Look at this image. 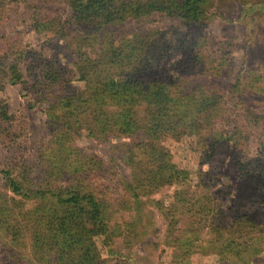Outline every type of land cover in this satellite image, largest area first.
Segmentation results:
<instances>
[{
	"label": "rangeland",
	"instance_id": "374dc122",
	"mask_svg": "<svg viewBox=\"0 0 264 264\" xmlns=\"http://www.w3.org/2000/svg\"><path fill=\"white\" fill-rule=\"evenodd\" d=\"M69 2L11 6L23 82L0 72V102L12 116L0 131V264H70L50 234L55 194L68 187L106 205L109 246L95 238V264H239L233 241L246 243V264H264V93L255 85L264 76V0H210L200 23L156 12L104 26L78 21ZM108 79L221 92L220 140L209 126L163 132L157 144L183 174L150 185L149 161L131 152L153 138L144 129L122 136L111 122L115 103L106 111L94 103ZM65 98H74L68 115ZM130 112L144 127L145 108ZM3 170L24 195L8 188ZM181 238L195 240L184 255Z\"/></svg>",
	"mask_w": 264,
	"mask_h": 264
},
{
	"label": "trees",
	"instance_id": "16d2710c",
	"mask_svg": "<svg viewBox=\"0 0 264 264\" xmlns=\"http://www.w3.org/2000/svg\"><path fill=\"white\" fill-rule=\"evenodd\" d=\"M209 1L70 0L69 3L75 11L78 21L104 26L124 22L130 18L149 16L156 12L188 22L200 23L205 17L206 5ZM19 2L20 0H0V72L10 79L12 84L23 82L21 58L19 51H17L19 45L10 36L15 29L13 23L16 22L13 14L11 15L14 12L11 6L19 5ZM38 24L37 29L39 30L41 22L39 21ZM255 81V85H258L259 90L264 93V88L260 87L262 83L264 85V76H259ZM173 86V82L167 80H158L154 83L138 81L121 83L115 79H108L95 92L94 103L99 106V110L106 111V106H110L111 102L117 106V111H112L113 114L110 116L111 122L118 128L119 134L130 138L138 129H144L148 136L153 138L151 143L141 142V144H137L132 149L131 157L141 164L146 162V159L149 161L146 162L149 168L148 174L146 171V176H148L149 184L157 186V188L173 184L183 174L171 161L170 153L157 144L163 132L174 130L175 133L180 134L182 128L185 130L204 129L209 126L210 137L214 140L213 142L219 141L221 138L217 122L224 114L225 96L210 88H198L186 93ZM253 88L257 90L255 86ZM73 104L74 98H65L61 101L63 115L71 113ZM136 107L145 108L144 127L131 117L130 109ZM104 115H107V112L103 114V117ZM10 120H12V116L8 104L6 101H1L0 131ZM100 124L103 132H105L106 121L101 119ZM3 174L10 190L19 195L25 194L24 187L14 177L11 170H3ZM55 195L58 208L55 215L50 217V234L59 245L61 260L66 263L70 259V264H74L73 262L95 264L99 256L95 238L107 236L106 243L109 246V217L105 203L101 202L94 194L79 188L68 187ZM218 214L221 213L218 212ZM212 220V228L220 233L221 229L216 225L217 218L214 215ZM37 239L41 241L38 244L42 245L44 239L41 233L37 234ZM194 241V239L189 238L177 240L183 255L192 251ZM231 243L235 247L237 245L235 258L239 260V264H246L244 261V254L248 250L244 246L246 243L237 244L236 241ZM110 253L117 254L111 249ZM118 264L125 263L122 260Z\"/></svg>",
	"mask_w": 264,
	"mask_h": 264
}]
</instances>
